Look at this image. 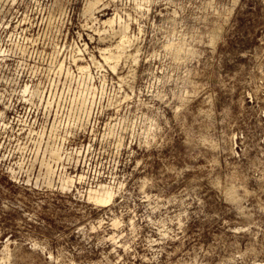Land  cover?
<instances>
[{
    "label": "rangeland",
    "instance_id": "1",
    "mask_svg": "<svg viewBox=\"0 0 264 264\" xmlns=\"http://www.w3.org/2000/svg\"><path fill=\"white\" fill-rule=\"evenodd\" d=\"M86 1H0V264H264V0Z\"/></svg>",
    "mask_w": 264,
    "mask_h": 264
},
{
    "label": "bare ground",
    "instance_id": "2",
    "mask_svg": "<svg viewBox=\"0 0 264 264\" xmlns=\"http://www.w3.org/2000/svg\"><path fill=\"white\" fill-rule=\"evenodd\" d=\"M1 1V0H0ZM3 1V0H2ZM101 3L104 4V6H106L107 4L104 3L103 0H87L85 7H84V14H89L91 17L97 18V16H95V12L96 10L99 8V6L101 5ZM4 9V8H3ZM0 20L1 17L3 15V10H0ZM6 12V11H5ZM98 19V18H97ZM8 20V19H7ZM27 21V20H26ZM100 21V20H99ZM124 20H122V16L118 15L116 13V15L113 16H108V18L103 19L102 23L105 26H109L108 29H104L103 33H106L105 36H101L100 35V39H106L107 37H109V39L111 40L112 37L116 36L117 34L120 35L121 37V43H127V42H131L129 35H128V28H129V24L128 23H123ZM101 24V23H100ZM119 24V28L116 30L115 26ZM105 28V27H104ZM134 39V38H133ZM106 41V40H105ZM109 45V44H108ZM126 45V44H125ZM131 45V44H129ZM26 46V45H25ZM134 48V47H133ZM177 51L180 50V47L177 46L176 47ZM22 49V48H21ZM24 49V48H23ZM101 56L104 58V60L106 62H108V64L110 63L111 68L113 70H117L119 61L122 57V54L126 52L125 46L124 45H116L114 48L111 46H106V47H100L99 48ZM24 51V50H23ZM26 51V50H25ZM84 51V50H83ZM3 52V51H2ZM129 52H127L128 54ZM124 55V54H123ZM133 55V54H132ZM91 60L93 62L94 65L96 66H101L102 62L101 60H98L96 58V56L94 54L90 55ZM138 57V56H137ZM130 59V58H129ZM132 61V60H131ZM79 69L84 72L89 78H92V71H91V62L88 63H84V64H80ZM121 80H124L123 77L120 76ZM35 87V86H34ZM29 88V86H25L24 90L27 91ZM33 88V87H32ZM22 89V88H21ZM39 90V89H38ZM37 90V91H38ZM33 91V93H32ZM31 93L32 95H35L34 93L36 92V89H32ZM38 93V92H36ZM1 94V93H0ZM40 94V91H39ZM5 95V94H4ZM1 98V97H0ZM4 98V97H3ZM48 99V98H47ZM3 101V100H2ZM51 101V100H50ZM50 103V102H49ZM8 108V107H7ZM4 110V109H3ZM60 110V109H59ZM2 116V115H1ZM55 121V120H54ZM56 125V123H55ZM52 126V125H51ZM53 128V127H52ZM55 129V127H54ZM51 131V130H49ZM55 131V130H54ZM41 132V131H40ZM44 132V131H43ZM55 133V132H53ZM39 134V133H38ZM41 136V134H39ZM54 137V135H53ZM51 142V141H50ZM56 143V142H55ZM47 148H45L43 150V158L41 160V164L45 167V172H44V177L47 179L48 178H52L53 173L55 172V167L54 165L51 163V161H59L61 160V158L63 159V154L61 156V147H59V145L55 146L54 144H50L49 142H47ZM41 149V146L39 145L37 147V153L39 154ZM36 150V147H35ZM63 150V148H62ZM37 154V155H38ZM48 155L49 158H46ZM43 167V168H44ZM38 178V177H37ZM44 178V179H45ZM50 180V179H49ZM61 181V186L62 188H71L72 186H74L75 184V179L73 178V176L71 175H65L61 177L60 179ZM49 183V182H48ZM37 184V183H36ZM115 195H116V190L109 186V185H100L99 188H95V189H90L89 190V194L88 197L89 199H91L92 201H94L96 204L101 205V206H108L110 203H112L115 199ZM115 218V217H114ZM117 219L114 220V223H117Z\"/></svg>",
    "mask_w": 264,
    "mask_h": 264
},
{
    "label": "snow or ice",
    "instance_id": "3",
    "mask_svg": "<svg viewBox=\"0 0 264 264\" xmlns=\"http://www.w3.org/2000/svg\"><path fill=\"white\" fill-rule=\"evenodd\" d=\"M133 164H135V160H133L132 162ZM140 167H143V165H141ZM6 198L0 194V209H2L3 207H5L3 201L5 200ZM205 211H208V212H211L212 209L209 207V206H205L204 208ZM197 211H200V209H197ZM79 231L82 232V233H91V232H94L95 229L93 228H88V227H85L84 225H81L79 227ZM81 247H83L85 253L87 252L88 250V235H84L83 236V243L81 244Z\"/></svg>",
    "mask_w": 264,
    "mask_h": 264
},
{
    "label": "built area",
    "instance_id": "4",
    "mask_svg": "<svg viewBox=\"0 0 264 264\" xmlns=\"http://www.w3.org/2000/svg\"><path fill=\"white\" fill-rule=\"evenodd\" d=\"M1 60H4V61H5V60H6V58H2ZM2 93H3V92H2ZM1 95L3 96L4 94H1ZM29 99H30V98H29ZM3 104L5 105V102H4ZM4 107H7V105H5ZM0 110H1V109H0ZM1 112H2V113H1L0 115H2V114H3V111H2V110H1Z\"/></svg>",
    "mask_w": 264,
    "mask_h": 264
}]
</instances>
